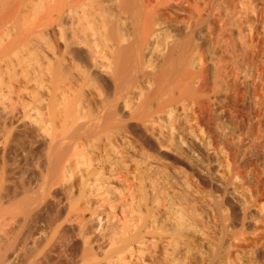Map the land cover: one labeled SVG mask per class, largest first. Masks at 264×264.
Wrapping results in <instances>:
<instances>
[{
    "label": "bare ground",
    "instance_id": "1",
    "mask_svg": "<svg viewBox=\"0 0 264 264\" xmlns=\"http://www.w3.org/2000/svg\"><path fill=\"white\" fill-rule=\"evenodd\" d=\"M158 257L264 264V0H0V264Z\"/></svg>",
    "mask_w": 264,
    "mask_h": 264
},
{
    "label": "rangeland",
    "instance_id": "2",
    "mask_svg": "<svg viewBox=\"0 0 264 264\" xmlns=\"http://www.w3.org/2000/svg\"><path fill=\"white\" fill-rule=\"evenodd\" d=\"M195 176V175H194ZM192 177V176H191ZM194 178V180L193 179H190V182H191V185L192 186H194V187H196V188H199V189H204V188H209V186L205 183V181L204 180H202V179H200V180H197L198 178L196 177H193ZM204 181V182H203ZM206 186V187H205ZM158 260H161L159 257L157 258V260H156V263H158L159 261ZM158 261V262H157ZM161 262V261H160ZM159 262V263H160ZM158 263V264H159Z\"/></svg>",
    "mask_w": 264,
    "mask_h": 264
}]
</instances>
